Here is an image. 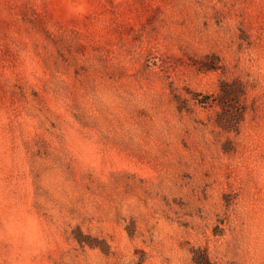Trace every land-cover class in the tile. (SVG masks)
Wrapping results in <instances>:
<instances>
[{
    "label": "rangeland",
    "instance_id": "obj_1",
    "mask_svg": "<svg viewBox=\"0 0 264 264\" xmlns=\"http://www.w3.org/2000/svg\"><path fill=\"white\" fill-rule=\"evenodd\" d=\"M264 264V0H0V264Z\"/></svg>",
    "mask_w": 264,
    "mask_h": 264
},
{
    "label": "trees",
    "instance_id": "obj_2",
    "mask_svg": "<svg viewBox=\"0 0 264 264\" xmlns=\"http://www.w3.org/2000/svg\"><path fill=\"white\" fill-rule=\"evenodd\" d=\"M193 261L195 264H209L206 255L202 251H199L196 255H193Z\"/></svg>",
    "mask_w": 264,
    "mask_h": 264
}]
</instances>
